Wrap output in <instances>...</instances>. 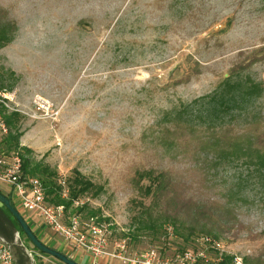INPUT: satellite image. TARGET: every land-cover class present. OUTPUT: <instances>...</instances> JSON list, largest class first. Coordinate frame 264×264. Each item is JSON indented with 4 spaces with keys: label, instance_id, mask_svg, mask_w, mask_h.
Listing matches in <instances>:
<instances>
[{
    "label": "rangeland",
    "instance_id": "obj_1",
    "mask_svg": "<svg viewBox=\"0 0 264 264\" xmlns=\"http://www.w3.org/2000/svg\"><path fill=\"white\" fill-rule=\"evenodd\" d=\"M0 29L12 36L0 85L21 113L18 152L50 164L63 192L76 171L94 182L84 217L171 257L213 235L253 264L264 249V0H0ZM147 171L178 178L208 214L175 216L145 192Z\"/></svg>",
    "mask_w": 264,
    "mask_h": 264
},
{
    "label": "built area",
    "instance_id": "obj_2",
    "mask_svg": "<svg viewBox=\"0 0 264 264\" xmlns=\"http://www.w3.org/2000/svg\"><path fill=\"white\" fill-rule=\"evenodd\" d=\"M15 92L0 85V142L11 132L6 114L19 112L13 104ZM0 181L10 186V196L21 212L37 213L43 224L61 238L68 255L82 252L93 257H111L133 264H219L227 251L223 243L210 235L197 239L196 249H185L173 257L165 255L158 247H132L128 237L114 238V229L97 216L84 217L81 208L86 201L73 199L71 206L56 205L48 200L46 187L37 177L24 173L22 156L18 151L5 153L0 149ZM68 198L69 191L62 192ZM171 231L172 229L169 228ZM32 264L34 255L28 251ZM0 264H16L12 246L0 237ZM230 264H244L243 258L233 255Z\"/></svg>",
    "mask_w": 264,
    "mask_h": 264
},
{
    "label": "trees",
    "instance_id": "obj_3",
    "mask_svg": "<svg viewBox=\"0 0 264 264\" xmlns=\"http://www.w3.org/2000/svg\"><path fill=\"white\" fill-rule=\"evenodd\" d=\"M186 2H188V0H183L184 4ZM11 40H12V36L9 33H7L5 29H0V46L1 47L6 46ZM189 78L190 76L188 75L186 79L189 80ZM223 86L231 87L230 84L225 83L213 95L209 97L211 100H213V103H215L216 105H220V106L225 105V99H227L226 98L227 91L226 89L225 90L221 89ZM204 98L205 97H203L202 99ZM235 100H237L236 96L232 95V97H230V102ZM190 106L191 104L187 105L181 110V112L190 108ZM20 117H21V113L19 112H12L6 114L5 116L6 122L11 128V132L9 133V135L6 136L4 139H2L3 141L0 142L1 151L4 150L2 149V144L6 146L5 150L3 151L5 153H11L12 151L22 150L20 137L23 135V133L20 132V130L18 129L16 130L15 133H13L14 131L13 129L16 123L20 120ZM256 144L258 146H264V138L262 137V134L257 135ZM25 150L28 151L29 148ZM257 158H258V162L264 168V154L258 152ZM22 160H23L24 173L32 176H37L43 181L46 187L48 200L53 204L56 205L64 204L67 207H70L73 199L77 197H81L82 195L94 189H97V185L94 182L86 179L81 172L76 171L75 177L69 184V196L68 198H65L62 196L63 187L60 183H58L57 180L58 173L52 169L50 164L40 162L32 165V162L29 158L22 157ZM144 176L152 180L150 185L146 186L145 192L148 195H152L154 199L165 202L167 207L174 209L175 216H178V214L182 213L187 209H192V207L195 210V215L197 217H205L208 214V211L203 206L201 207L199 205L196 206L197 205L196 203H192L191 200L184 195L181 181L178 180V178L171 175L170 173L163 171L158 175H154L152 171H147L145 174L141 175V177ZM96 191L97 192L95 194L99 192V188ZM8 196H10V194H8ZM86 206L87 205L82 207L80 210H83L84 208H86ZM21 213L24 215V212ZM89 213L90 216H95L96 214L94 211H89ZM99 219L103 220L102 218ZM28 223L30 224L29 221ZM151 227L155 228V225H151ZM168 228H172V227H168ZM138 229L141 230V228ZM173 230H174V234L176 235V237H178L179 240L182 239L180 238L182 236L185 237L182 240L184 239H186V241L189 240V236L178 235L179 233L178 228L173 227ZM34 232L36 233V230H34ZM191 232L193 234V231ZM0 237L4 238L12 246L16 257V264H32V259L28 253L29 243H31V241L27 237L25 232L22 230L16 218L12 215V213L2 202H0ZM129 240H131V238H129ZM33 249L35 251H39L43 255L51 256L49 254L42 253L34 245H33ZM263 255H264V249L261 252V255L254 259L253 264H264V259L262 258ZM232 260H233V255L225 254L224 258L219 264H230ZM199 264H203V263H199Z\"/></svg>",
    "mask_w": 264,
    "mask_h": 264
},
{
    "label": "crops",
    "instance_id": "obj_4",
    "mask_svg": "<svg viewBox=\"0 0 264 264\" xmlns=\"http://www.w3.org/2000/svg\"><path fill=\"white\" fill-rule=\"evenodd\" d=\"M32 213L33 212L31 213L24 212V216L30 222L31 227L34 230H36L37 235L42 239V241L45 242L47 241L46 243H48V245H51L53 247H58L59 250L68 254L69 253L68 248L63 244L61 238L56 236L50 228L46 227L43 224L40 216L37 213H33V214L38 215V217L40 218V222H38V220H36L35 217L32 216ZM48 237H50V239ZM73 257L81 264H133V263L124 262L120 259L106 257V256L93 257L89 253H85V252L79 254H73ZM33 264H65V263L61 262L57 258L54 257L51 258L49 256H45L40 253H37L34 256Z\"/></svg>",
    "mask_w": 264,
    "mask_h": 264
},
{
    "label": "water",
    "instance_id": "obj_5",
    "mask_svg": "<svg viewBox=\"0 0 264 264\" xmlns=\"http://www.w3.org/2000/svg\"><path fill=\"white\" fill-rule=\"evenodd\" d=\"M0 202H2L12 215L16 218L20 224L22 230L25 232L27 237L30 239L31 243L37 247L42 253L49 254L52 257L57 258L65 264H81L74 258L70 257L67 253L51 246L42 241L38 235L34 232V229L30 226L25 216L21 213L19 208L14 203L11 196L6 195L0 191Z\"/></svg>",
    "mask_w": 264,
    "mask_h": 264
}]
</instances>
